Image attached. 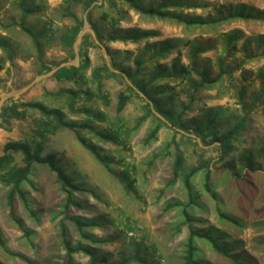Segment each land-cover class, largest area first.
<instances>
[{
    "label": "trees",
    "instance_id": "16d2710c",
    "mask_svg": "<svg viewBox=\"0 0 264 264\" xmlns=\"http://www.w3.org/2000/svg\"><path fill=\"white\" fill-rule=\"evenodd\" d=\"M80 3H83L87 20L93 26L100 43L106 40L137 45L138 52L133 62L135 69L129 68L117 73L114 71L115 64L112 68L104 65L94 69L91 76L86 79L84 74H81L90 63L85 47L93 44L89 42L90 36L85 35L79 50L82 58L79 66H64L55 73V77L60 82L71 84L55 95L67 97L68 109L77 114H84L83 118L77 121L69 120L62 108H50L39 101L13 103L3 108L2 117H5V123H9L12 118L23 119L30 111L36 114L32 134L25 140H12L6 143L4 154L0 156V188L5 191L3 195L6 206L18 229L22 231L26 240L31 241L32 247L37 249L38 246L33 241L36 231L15 216V209L16 202L21 200L30 209L33 217L39 216L40 212H34L30 208L29 194L24 185L31 183L30 176L37 166H46L54 174L59 190L65 196L60 212L64 217L59 222L58 232L63 254L57 264H81L75 258L77 254H83L88 258L86 264H132L133 262L161 264L162 257L157 246L151 242L150 236L135 218L129 216L118 222L106 212L102 213V216L91 218L78 215V211H92V205H85L77 197V193L86 191V188H81L75 183L81 178L79 180L72 175L71 165L64 163L62 157L57 160V154L47 150V144L58 132L66 129L74 132L81 145L106 166L128 196L141 198L138 192L136 164L120 158L116 162L120 165V169L113 170L110 165L117 160V157L109 156L110 150L94 143L82 133V130L92 132L105 143L130 148L128 140L130 131L141 128L151 118L153 124L146 133L144 145L156 142L164 126L174 130L173 137L165 145L161 155L173 158L167 187L180 183L185 192V199L173 198L166 201L163 211L168 213L177 210L182 218L171 227L173 235L187 231L182 242L181 264H218L206 258L200 242H208L210 249L224 260V264H259L249 252L238 250L240 243L230 241L226 244L223 239L230 238L214 227L197 228L196 225L204 223L205 220L196 217L192 210L201 198V194L195 189L194 181L202 174L203 193H207L217 202L219 217L239 227L242 226L239 218L221 210V200L216 191L217 181L225 177L230 182L235 181L240 184L249 182L252 174L264 172V129L258 127L260 123L257 121L258 116L264 113V65L256 72L247 68L255 62L264 61V33L257 37H245L239 29L217 28L250 21L264 25V8L229 1L214 4L216 15L209 13L208 16H203L192 12L205 7V4L198 0H63L61 6L47 16L48 0H0V71L8 62H13L23 55L21 37L28 38L43 70L53 69L44 62V54L56 43L70 48L71 59H74V44L84 27L83 20L73 11L75 5ZM98 9L103 10L99 19L105 25L107 34H103L101 29L92 24L93 11ZM131 12L141 20L158 19L172 22L182 27L185 32L209 28L210 33L195 35L192 39L171 38L152 42L151 39L160 36L156 30H145L137 26L122 29V24L132 19ZM53 14H59L61 18L72 19L74 22V25L68 27L59 38H57L58 27ZM183 47L186 49L188 63H183L181 60L184 54ZM173 51L176 52L177 57L169 65L161 63V60L167 59ZM209 52L216 53L214 60L206 56ZM127 53L133 55L130 50ZM30 55L27 54L26 57ZM146 64L151 65L153 70L148 72L145 68ZM147 72L150 77L149 82L144 83L137 78L140 73ZM112 77L122 80L126 78L130 83H127L125 89L118 94L116 108L118 117L105 129L99 130L94 122H106V116L103 112L86 107L85 104L90 100L98 99H104L109 103V95L103 92L102 82L104 78ZM87 83L95 84L96 91L91 87L85 88ZM214 87H218L220 98L228 96L234 99L237 107L235 109L221 106L208 107L204 103V93ZM139 92L147 98L143 105L144 114L130 130L120 114L134 96L145 100ZM163 98L167 99L165 104ZM79 102L82 106L77 107ZM197 102L200 104L198 108L195 107ZM195 111H200V114L189 116ZM190 134L200 138L204 147H200ZM185 143L198 147L197 164L192 167L187 165V158L182 150ZM214 144H218L220 151L219 159L215 163L213 158H206L208 150L205 148ZM236 151L239 152L238 156H231ZM156 160H158L157 155L149 162L150 168ZM218 164L220 166L217 167ZM160 199H163L162 195ZM105 214L117 229V233L108 238L98 237L88 230L104 228L110 224L105 222ZM67 222H70L78 233L77 241L73 240ZM252 225L262 232L264 220L254 222ZM130 232H134L135 235L129 236ZM116 241L122 242V246L130 251L129 253L126 251L127 253L114 260L106 256V253L97 246L114 244ZM254 241L255 246L264 248V234ZM0 244L3 246L2 250L11 257L19 258L26 264H39L23 253L8 249L1 229ZM0 264L5 263L0 260Z\"/></svg>",
    "mask_w": 264,
    "mask_h": 264
},
{
    "label": "rangeland",
    "instance_id": "374dc122",
    "mask_svg": "<svg viewBox=\"0 0 264 264\" xmlns=\"http://www.w3.org/2000/svg\"><path fill=\"white\" fill-rule=\"evenodd\" d=\"M12 1V0H11ZM205 4L204 8L197 10H190L198 15L208 16V14L216 15L214 4L226 3L229 1L243 2L255 8H264V0H198ZM63 0H48L49 8L46 12L47 16L53 13L54 9L61 6ZM9 3H7V6ZM10 6V5H9ZM8 6V7H9ZM105 11L107 10L104 9ZM73 11L83 20L84 26H87L86 34L89 35V42L93 45H86L90 63L81 71V74L89 78L94 69L108 65L112 68L115 64L114 71L120 73L129 68L135 69L134 58L138 52L137 45H126L120 42H107L104 40L100 43L96 37L93 26L87 20V12L84 10L83 3L76 4ZM103 10H95L92 15V24L101 29L103 34H107L105 25L99 19ZM55 16V23L58 27L57 38L68 28L74 25L72 19L61 18L60 15ZM131 20L122 24V29L129 27H139L145 30H156L160 33L159 37L151 39L152 42L166 40L171 38H193L195 35L210 33L209 28L196 29L194 31L185 32L182 27L174 25L172 22H164L158 19L148 20L139 19L133 12H131ZM219 30L239 29L243 32L245 37H257L264 33V25L260 22H237L232 26H220ZM84 35V36H85ZM80 46L83 43V38ZM23 44V55H20L13 62H8L6 67L0 71V156L4 154V146L9 141H19L27 139L34 129L36 114L33 111L28 112L23 119H10L9 123H5V117H2L3 108L13 103H26L32 101H39L46 104L50 108H62L68 115L69 120L77 121L85 115L74 113L68 109L67 97H60L55 94L61 92L63 89L71 86L70 83L60 82L56 77L55 71L61 66H76L78 67L82 58L75 53V58L71 59L70 48L63 47L59 43L50 46L44 54V62L53 68L51 71L43 70L41 63L37 60L36 55L31 48V44L26 37L20 38ZM80 50V47H79ZM130 50L133 55L127 53ZM184 54L181 58L183 63H188L185 55V48H182ZM31 54L30 57H26ZM1 55V52H0ZM206 56L213 60L216 57L215 52H209ZM177 57L175 51L161 63L170 64L173 59ZM264 65V61L255 62L248 66L250 70L257 69ZM148 72L153 70L149 64L145 65ZM140 73L137 77L144 83L149 82V73ZM103 92L109 95V103L104 99L90 100L85 105L88 108L103 112L107 118L106 122H94L95 127L99 130L105 129L109 123L115 121L117 114L118 94L125 89L126 84L130 83L125 78L122 80L118 77L104 78ZM91 87L96 91V85L87 83L85 88ZM218 87H214L208 92H205L204 103L208 107H229L235 109L234 99L226 96L220 98L218 96ZM220 90V89H219ZM138 91V90H137ZM131 93L130 91H128ZM226 93V92H225ZM230 92H227L229 94ZM53 94V96H47ZM141 98L134 96L133 100L128 104L127 108L120 114L122 120L131 130L135 127L138 119L144 114L143 105L147 101L144 94L139 92ZM167 99L163 98V104ZM79 102L77 107L82 106ZM199 102L195 104L198 108ZM67 106V107H66ZM200 114V111H195L192 115ZM159 116V115H158ZM166 121V120H165ZM257 121L260 123L258 127L264 129V113L258 116ZM166 123H168L166 121ZM153 122L151 118L141 128L133 129L129 135V146L116 147L112 143H105L97 136L82 130L94 143L102 145L108 152L109 156H116L117 160L112 163L113 170L120 169L117 164L120 158L126 159L127 162L136 164L138 192L141 198L135 196H128L122 185L117 181L112 173L108 171L105 165L100 163L93 154L84 148L77 140L74 132L66 129L57 133L56 136L47 144L48 152L57 154V160L62 159L64 163H68L72 167V175L81 178L75 183L81 188H86V191L77 193V197L85 204L92 205V211H78L77 214L86 217H99L102 213H108L114 221L120 222L122 218L129 216L135 218L140 222V227L150 236L151 242L155 244L162 257L161 264H181V252L183 249V239L187 235L185 230L180 235H173L171 227L179 222L182 218L177 210L165 213L163 206L166 201L173 198L185 199V192L177 183L173 187H167V181L171 176L173 158L171 156L161 155L165 145L171 140L174 135L172 128L163 127L158 135V140L149 145H144L146 133L152 127ZM181 131L179 128H177ZM191 135V134H190ZM194 141L199 143L200 147H204L200 138L191 135ZM218 144L205 146L208 150L206 158H213L215 163L220 156ZM182 150L187 158V165L192 167L197 164V150L198 147L190 143H185ZM199 153V152H198ZM238 151L232 153L231 156L237 157ZM158 156L155 164L150 168L149 162L154 156ZM231 158V157H230ZM220 164L217 165V167ZM215 168V167H214ZM30 184H25L24 188L29 194L30 208L34 212H40L39 216L33 217L30 209L26 204L19 200L16 202L15 216L24 221L28 227L36 231V237L33 239L37 244V249L32 247L31 241L26 240L16 223L12 220L9 208L6 206L4 199V189L0 188V229L3 233L5 246L11 251L23 253L36 261L39 264H57L62 256V250L59 244L58 232L59 222L63 219L61 212V205L64 201V195L60 192L56 183L55 176L46 166H37L34 173L30 176ZM195 189L201 194L198 199V204L193 208L192 213L196 217L205 220L204 223L197 224V228L209 229L214 227L222 232L230 239H223L226 244L230 241L240 243L239 251L249 252L256 258L259 264H264V248L263 246H255V239L264 234V229L259 230L253 227L254 222L264 220V172L254 173L250 176L249 182L237 183L230 182L227 178L222 177L217 181L216 191L220 197L221 210L227 214L239 218L242 226H237L229 223L225 219H221L217 213L218 204L207 193H203V176L202 174L195 179ZM161 195L163 199H160ZM76 213V212H75ZM105 214V222L110 223ZM71 230V235L74 241L79 239L78 233L74 226L67 222ZM91 233L98 237H111L117 233L115 225L107 224L104 228L88 229ZM135 235L130 232L129 236ZM102 249L106 256L112 260L120 257L124 253H129L130 249L122 246V242L116 241L114 244L97 245ZM0 244V260L5 264H26L19 258H13L2 250ZM200 247L204 249L205 256L208 260L218 264H224V260L216 255L211 249L208 242L201 243ZM127 251V252H126ZM75 258L81 264H86L88 258L83 254L75 255ZM227 263V262H226ZM132 264H138L133 262Z\"/></svg>",
    "mask_w": 264,
    "mask_h": 264
},
{
    "label": "water",
    "instance_id": "95a60500",
    "mask_svg": "<svg viewBox=\"0 0 264 264\" xmlns=\"http://www.w3.org/2000/svg\"><path fill=\"white\" fill-rule=\"evenodd\" d=\"M86 30H87V26H84L82 31L80 32L78 38H77V41L74 44V49H75L77 54L79 52L80 42L82 40V37L86 34ZM61 67H64V66H61ZM61 67L57 68L55 71L59 70Z\"/></svg>",
    "mask_w": 264,
    "mask_h": 264
}]
</instances>
